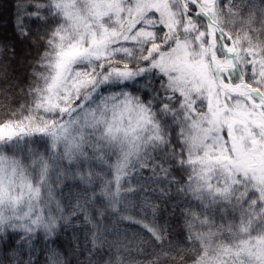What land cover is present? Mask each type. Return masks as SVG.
I'll use <instances>...</instances> for the list:
<instances>
[{"label":"snow or ice","instance_id":"snow-or-ice-1","mask_svg":"<svg viewBox=\"0 0 264 264\" xmlns=\"http://www.w3.org/2000/svg\"><path fill=\"white\" fill-rule=\"evenodd\" d=\"M0 264H264V0H0Z\"/></svg>","mask_w":264,"mask_h":264}]
</instances>
